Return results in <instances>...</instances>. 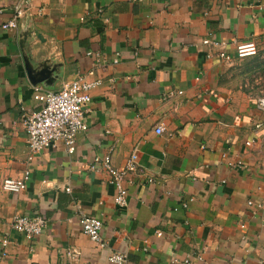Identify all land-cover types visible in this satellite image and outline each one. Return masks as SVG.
I'll return each mask as SVG.
<instances>
[{
	"label": "crops",
	"instance_id": "1",
	"mask_svg": "<svg viewBox=\"0 0 264 264\" xmlns=\"http://www.w3.org/2000/svg\"><path fill=\"white\" fill-rule=\"evenodd\" d=\"M16 1L0 0V24ZM28 8L16 28L0 27V181L30 171L24 190L0 187V237L10 241L0 264H181L188 255L190 264H264V94L235 83L218 57L250 40L264 48V0ZM76 78L101 82L87 130L73 153L60 144L32 154L23 116L41 107L33 87L57 91ZM134 149L120 207L107 171L90 165L110 153L123 167ZM79 210L102 221L99 243L82 232ZM34 214L46 226L33 239L10 228L14 215Z\"/></svg>",
	"mask_w": 264,
	"mask_h": 264
},
{
	"label": "built area",
	"instance_id": "2",
	"mask_svg": "<svg viewBox=\"0 0 264 264\" xmlns=\"http://www.w3.org/2000/svg\"><path fill=\"white\" fill-rule=\"evenodd\" d=\"M33 0H19L12 3L10 7L11 15L0 24L2 29H13L18 25V21L25 17L30 2ZM3 10H0V13ZM38 14H41L38 11ZM203 44L219 45L216 41L204 39ZM218 57L224 60L235 58H245L255 55L257 45L254 41L237 44L234 47V54H229L220 49ZM90 54V52L88 53ZM100 80L88 81L82 78L73 79L65 83L57 91H46L40 86L33 87V98L41 103V107L23 116V127L27 134V145L31 153L40 151L43 148H56L63 145L68 153H73L78 134L87 130L85 122L86 104L90 102V90L99 85ZM258 107L264 110V96L259 97ZM157 134L161 133V127L155 128ZM248 145V143H246ZM137 151L134 149L123 167H115L112 163L110 153L102 157H96L90 169H95V163L107 171L109 183L116 190L114 201L116 205L124 207L127 205V189L124 186L126 175L136 169ZM30 171L26 170L21 177H4L0 181V187L9 192H19L26 188ZM252 204L251 202H249ZM79 208L77 205L76 209ZM78 224L82 232L91 240L100 242L102 231V221L97 217L90 216L79 210ZM10 228L22 234L27 240L38 236L46 226V219L41 215H14L9 223ZM8 232H2L0 237V258L6 257L9 245ZM193 257L188 255L181 264H190ZM110 261L121 263L125 256L121 253H113L109 257Z\"/></svg>",
	"mask_w": 264,
	"mask_h": 264
},
{
	"label": "rangeland",
	"instance_id": "3",
	"mask_svg": "<svg viewBox=\"0 0 264 264\" xmlns=\"http://www.w3.org/2000/svg\"><path fill=\"white\" fill-rule=\"evenodd\" d=\"M257 51L252 56L225 61L235 83L245 79L249 80L253 89L264 94V48Z\"/></svg>",
	"mask_w": 264,
	"mask_h": 264
}]
</instances>
